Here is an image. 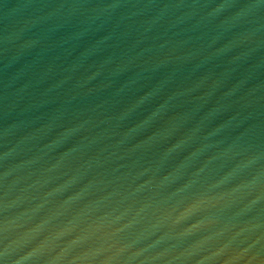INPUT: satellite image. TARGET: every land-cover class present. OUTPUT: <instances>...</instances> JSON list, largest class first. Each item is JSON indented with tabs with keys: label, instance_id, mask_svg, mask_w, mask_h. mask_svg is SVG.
<instances>
[{
	"label": "water",
	"instance_id": "water-1",
	"mask_svg": "<svg viewBox=\"0 0 264 264\" xmlns=\"http://www.w3.org/2000/svg\"><path fill=\"white\" fill-rule=\"evenodd\" d=\"M0 264H264V0H0Z\"/></svg>",
	"mask_w": 264,
	"mask_h": 264
}]
</instances>
